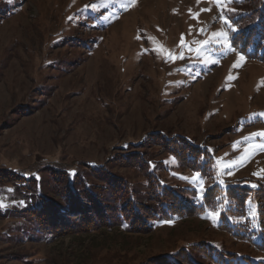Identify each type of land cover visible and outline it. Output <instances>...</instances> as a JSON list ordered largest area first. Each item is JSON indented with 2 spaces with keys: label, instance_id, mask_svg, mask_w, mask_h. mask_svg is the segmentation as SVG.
Returning <instances> with one entry per match:
<instances>
[{
  "label": "rangeland",
  "instance_id": "1",
  "mask_svg": "<svg viewBox=\"0 0 264 264\" xmlns=\"http://www.w3.org/2000/svg\"><path fill=\"white\" fill-rule=\"evenodd\" d=\"M122 3L127 0H0V166L37 176L58 163L75 173L116 153L147 150L154 173L190 201L214 186L264 182L253 175L264 169V150L242 162L246 149L264 144V137L249 135L264 130V116L252 115L264 113V63L231 44L245 26L236 19L254 3L228 4L233 10L225 15L236 29L228 30L230 50L209 44L199 54L180 46L181 35L195 49L194 40L226 28L214 0H136L127 10ZM156 42L184 58L166 59L153 51ZM155 132L206 149L205 173L143 142ZM112 169L146 192L144 172ZM194 173L203 185L186 179ZM7 195H0L4 205L11 203ZM217 205L202 215L155 221L145 233L119 225L49 238L18 217L0 218V264H162L164 256L200 241L264 260L248 240L219 229L230 226L234 213ZM246 207L251 217L255 206L247 200ZM192 255L201 258L199 251Z\"/></svg>",
  "mask_w": 264,
  "mask_h": 264
},
{
  "label": "trees",
  "instance_id": "2",
  "mask_svg": "<svg viewBox=\"0 0 264 264\" xmlns=\"http://www.w3.org/2000/svg\"><path fill=\"white\" fill-rule=\"evenodd\" d=\"M248 1L249 4L254 3V8L244 11L236 19V22L242 20L245 26L239 28L231 44L247 57L264 63V0ZM146 140L143 141L146 144L160 145L167 154L184 163L185 168L205 173L210 159L208 151L192 144L184 136L165 137L155 132ZM202 158L206 163L201 162ZM114 164L144 172L146 192L138 191L126 177L114 171ZM160 164L163 166L162 162ZM153 168L147 150L116 153L102 165H88L75 173H70L58 163L48 164L38 177L32 174L25 176L0 166V195L8 193L11 202L0 207V218L18 217L27 222L33 232L49 238L90 233L119 225L133 232L145 233L152 230L155 221L189 214L202 215L207 208L224 204L227 211L234 213V218L229 222L230 226L224 223L219 225V229L248 240L264 254V182H256L254 187L241 184L229 188L214 186L207 189L203 197L192 194L200 200L190 201L175 186L161 180ZM8 187L12 191H7ZM142 193L145 199H141ZM247 200L255 206L252 218L247 212ZM256 234L257 240H254L252 235ZM218 248L200 241L190 244L189 249L183 248L182 252L164 256L162 264H264L263 259L237 256L234 252ZM194 251L200 252L199 260L192 255Z\"/></svg>",
  "mask_w": 264,
  "mask_h": 264
},
{
  "label": "snow or ice",
  "instance_id": "3",
  "mask_svg": "<svg viewBox=\"0 0 264 264\" xmlns=\"http://www.w3.org/2000/svg\"><path fill=\"white\" fill-rule=\"evenodd\" d=\"M216 6L220 9V20L223 22V24L226 26V28L217 30L215 32H212L209 35L208 39L205 40H199V41H193V44H196L197 47L195 49H192L189 45L186 44L185 40H184V36L183 34L181 35V40H180V46L181 47H188L189 51H196L198 54L200 52L203 51L204 47L208 46L209 44H219L222 45L223 48L225 49H231V44L229 41V35H228V30L231 31H235L236 29L232 26V22L230 21V19L225 15V10L227 9L228 11H232L233 9L228 8V4L231 3V0H214ZM136 3V0H127V3H122L121 7H123L125 10H127L128 7L130 6H134ZM99 5L97 4H92L90 7L95 10ZM88 7V6H86ZM211 9H201V11H210ZM174 12L176 11L175 9L173 10ZM189 13L191 14V16L193 18L198 19L199 18V13H193L191 9H189ZM111 15V14H110ZM71 19V18H70ZM199 31L201 33L205 32L204 28L199 29ZM139 38V37H138ZM155 42V38H150ZM153 51H157V52H163L165 54V58L166 59H170L172 61L176 60V59H183L184 58V53L181 52L179 54V56H176L174 54L171 53L170 50H166L163 48L162 45H159L158 42H156V47L153 48ZM238 59L239 60H243L244 57L243 56H239L238 55ZM215 62V61H214ZM234 66H238V65H234ZM231 78V77H229ZM254 115H261L264 116V113H260V114H252ZM251 118V117H250ZM250 136H259V137H264V130H261L257 133H251L249 134ZM247 139V138H245ZM256 150H264V144H260V145H251L249 147V149H246V155L243 157L242 162L246 161L248 159H250L251 155L256 151ZM253 175H257V176H264V169L259 170L258 172H254ZM186 179H191L194 183L195 182H199L201 185H203V180L200 177L199 173H194L193 176L191 178H186ZM255 186V185H254ZM7 191H12V189H8ZM22 203V202H21ZM4 204L2 201H0V207H3ZM210 215L215 218L216 216H218V213L216 212H212L210 213Z\"/></svg>",
  "mask_w": 264,
  "mask_h": 264
}]
</instances>
